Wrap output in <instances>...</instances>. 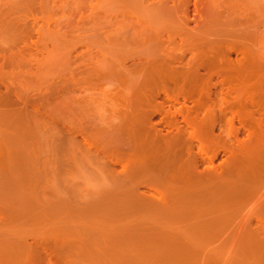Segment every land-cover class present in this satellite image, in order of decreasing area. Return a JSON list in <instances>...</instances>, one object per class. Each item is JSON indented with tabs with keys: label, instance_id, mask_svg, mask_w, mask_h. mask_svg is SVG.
Returning <instances> with one entry per match:
<instances>
[{
	"label": "rangeland",
	"instance_id": "1",
	"mask_svg": "<svg viewBox=\"0 0 264 264\" xmlns=\"http://www.w3.org/2000/svg\"><path fill=\"white\" fill-rule=\"evenodd\" d=\"M179 1L0 0V264H264V0ZM168 52L230 67L204 148Z\"/></svg>",
	"mask_w": 264,
	"mask_h": 264
},
{
	"label": "bare ground",
	"instance_id": "2",
	"mask_svg": "<svg viewBox=\"0 0 264 264\" xmlns=\"http://www.w3.org/2000/svg\"><path fill=\"white\" fill-rule=\"evenodd\" d=\"M177 1V0H176ZM181 1L182 2H185V1H183V0H180L179 2L181 3ZM192 1V0H191ZM198 0H193V2L194 3H192L193 5H195V6H197V4H198V2H199V4H201L200 2H203V0H199L198 2H197ZM197 3V4H196ZM178 4V3H177ZM182 5V4H181ZM194 8V7H193ZM206 8V7H205ZM204 8V9H205ZM183 15H184V17H186V18H188V17H190V9L188 8V7H184V9H183ZM197 12V11H196ZM203 13V12H202ZM192 14V13H191ZM202 15V14H201ZM191 18V17H190ZM194 23V22H193ZM168 46V45H167ZM211 50V49H210ZM171 51V50H170ZM169 51V52H170ZM173 51V50H172ZM171 51V52H172ZM218 51V50H217ZM217 51H216V53H217ZM228 51H229V49H228ZM168 52V53H169ZM214 53V52H213ZM242 53H243V51H242ZM215 54V53H214ZM226 54V53H225ZM234 54V53H233ZM164 55V54H163ZM217 55V57L219 56L218 54H216ZM227 55V54H226ZM168 57H167V60H163V61H161V63H162V67H164L165 65V67H167L168 68V71H169V69H170V71H171V74H167L166 75V78L168 77V75H169V77H168V79L170 80V85L171 86H173L174 85V88L176 87V90L177 91H175L174 92V94L175 93H177L175 96H173L172 94H170L169 92V94L168 95H165L164 94V91L162 92L163 94H162V96H164L165 98V100H167L166 102H163V103H166V107H164V106H162L165 110H166V112L167 113H170V116H171V118H170V120L169 119H166L165 117H161L158 121L159 122H154L155 124L153 125V128L154 129H156V131H157V133L161 136V138H165L166 140L167 139H170V137H169V135H170V131L168 132L167 130H172V127H177L178 126V124L180 125V123L181 124H183L184 126H185V128L186 127H189V129L190 128H192L193 127V129H194V126H198L197 128H198V130H192V132L194 133H197L198 132V137L195 135V133L193 134V133H191L190 134V139H191V144H192V141L194 142H196V143H198V145H200V142L202 141V144L200 145L201 147L203 146V140H201L202 138L201 137H203V138H206L207 136L206 135H208V133H209V131L211 130L212 132H213V130H212V128L213 127H215L214 125H216V123H217V117H218V114H215V110H213L212 108V104H210L211 103V95L212 94H215L217 91H219V93H224V94H226V95H228V94H230V93H232L231 92V90H229L228 88H227V86H224V83H223V79L221 80V78L223 77L222 76V71H227L226 72V75L228 74V72H229V65L226 63V65H228V67L229 68H227V70L225 69L226 68V66H225V68H224V70H223V66H219V65H216L214 62H207V60H209V59H206V63L205 62H203V60H202V64L200 63V64H196V65H191V58H189V59H183V55L181 56V55H177V56H175V54L173 55H170V53L167 55ZM202 56V55H201ZM200 56V57H201ZM210 57V56H209ZM227 57V56H226ZM163 59H165L164 57H163ZM220 59V58H219ZM210 61H211V58H210ZM215 61V60H214ZM237 61H239L238 62V64H240L241 62H240V60H237ZM236 61V62H237ZM160 62V61H159ZM204 63V64H203ZM224 63V62H223ZM237 64V65H238ZM241 65V64H240ZM242 66V65H241ZM241 66H240V70L243 72L244 70H242L241 69ZM244 66H245V64H244ZM243 67V66H242ZM161 68V66L159 67V69ZM250 68V67H249ZM158 69V70H159ZM239 70V71H240ZM159 71H162V73H163V71L164 70H159ZM166 71V70H165ZM164 71V72H165ZM167 71V73H170V71L168 72ZM248 71V70H247ZM157 72V71H156ZM212 72H213V74H214V78L211 76V75H213L212 74ZM230 72H231V69H230ZM241 72V73H242ZM160 73V72H159ZM159 73L157 72V76L159 77V76H162L160 79L162 80V78H165V76H163V75H159ZM162 73H160V74H162ZM203 73V74H202ZM164 74V73H163ZM155 75V76H156ZM165 75V74H164ZM225 75V76H226ZM238 75H241L240 74V72H239V74ZM237 74L236 75H234V76H238ZM156 76V79L158 78ZM200 76L202 77V76H207V80H206V78L205 79H203V77L202 78H200ZM231 76V75H230ZM245 76H247V75H245ZM227 78V77H226ZM229 78V77H228ZM159 79V78H158ZM167 79V80H168ZM225 79V78H224ZM150 80V79H149ZM164 80V79H163ZM162 80V82H165V81H163ZM206 80V81H205ZM213 80H215L214 81V83H212V81ZM226 80V79H225ZM224 80V81H225ZM208 81V82H207ZM211 81V82H210ZM167 83H168V81H166ZM172 82V83H171ZM165 84V83H164ZM163 84V85H164ZM167 86V85H166ZM150 88V87H149ZM232 88V87H231ZM169 90H170V88H169ZM233 90V89H232ZM230 91V92H229ZM237 90H233V92L235 93ZM170 95H172V96H170ZM232 95V94H231ZM159 96V95H158ZM249 97V96H248ZM244 99H245V97H243ZM247 98V97H246ZM250 98L251 97H249V98H247L248 99V101L250 100ZM232 99H234V98H231V101L233 102L234 100H232ZM240 99H242V98H240ZM244 99H242V101H244ZM187 101H189V103H191V107H187V106H185V103L187 102ZM245 101H246V99H245ZM161 102V101H160ZM162 103V104H163ZM225 103L226 104H230V102H228V100H225ZM248 103V102H247ZM250 103L251 104H253V101H250ZM255 103V102H254ZM161 104V105H162ZM179 105L178 106V108H176L174 105ZM246 104V103H245ZM164 105V104H163ZM180 105H181V107H180ZM247 105V104H246ZM182 106L185 108V110H186V113L184 114L183 112H181V108H182ZM234 106V105H233ZM233 106H231V107H233ZM254 106H255V104H254ZM161 107V108H162ZM231 107H230V105H229V107L227 108V112L230 114V119H227V121H228V123L229 124H231L232 122H233V120L234 119H236L237 120V123L239 124V126L241 127L242 126V124L244 123V121L242 120L241 121V119L242 118H244L245 119V117H247V116H241V118H240V113H237L235 110L234 111H232L231 110ZM240 107V106H239ZM256 107V106H255ZM235 109H237L236 107H234ZM164 109H163V111H164ZM194 110V111H196V112H199V111H201V110H205L206 111V113L204 114V116L203 117H201V118H198V116H195V117H193L194 116V114H193V116H191V117H193V118H189L188 117V115H187V110ZM256 109V108H255ZM258 109V108H257ZM162 110V109H161ZM171 110H173V111H171ZM212 110H213V112H212ZM157 112V111H156ZM212 112V113H211ZM221 112V111H220ZM255 112V111H254ZM258 112V111H257ZM154 113V112H153ZM195 113V112H194ZM261 113V112H260ZM150 115H152V114H150ZM160 115V114H159ZM162 115V114H161ZM259 116H262V114H258ZM163 116V115H162ZM159 117V116H158ZM164 118L166 119V120H164ZM164 120V121H163ZM168 120V121H167ZM167 121V122H166ZM165 122V123H164ZM165 125V126H164ZM164 127H166V129L164 128ZM181 127V126H180ZM243 127V126H242ZM241 127V128H242ZM150 129V128H149ZM243 129V128H242ZM191 130V129H190ZM237 130V129H236ZM248 130V129H247ZM173 131V130H172ZM148 132V131H147ZM183 132V131H182ZM190 132V131H189ZM193 134V135H192ZM181 135V134H180ZM211 135H212V133H211ZM211 135H209V138L211 137ZM178 136V135H177ZM176 136V137H177ZM180 137H182V135L180 136ZM154 138V137H153ZM173 138V137H172ZM171 138V139H172ZM234 139H235V137H233ZM198 139H200V141L198 140ZM172 141V140H171ZM185 141V140H184ZM208 141V140H207ZM173 144V143H172ZM201 147H199V151H198V153L196 152L195 154V156H197V158L199 157V156H201V155H203V154H205V153H203V149L201 148ZM203 148H204V146H203ZM200 158V157H199ZM210 161H211V159H209ZM208 160V161H209ZM198 161V160H197ZM198 163V162H197Z\"/></svg>",
	"mask_w": 264,
	"mask_h": 264
}]
</instances>
